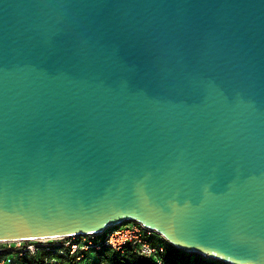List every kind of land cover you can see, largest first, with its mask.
Masks as SVG:
<instances>
[{
	"label": "water",
	"instance_id": "1",
	"mask_svg": "<svg viewBox=\"0 0 264 264\" xmlns=\"http://www.w3.org/2000/svg\"><path fill=\"white\" fill-rule=\"evenodd\" d=\"M132 220L264 264V0H0V241Z\"/></svg>",
	"mask_w": 264,
	"mask_h": 264
},
{
	"label": "built area",
	"instance_id": "2",
	"mask_svg": "<svg viewBox=\"0 0 264 264\" xmlns=\"http://www.w3.org/2000/svg\"><path fill=\"white\" fill-rule=\"evenodd\" d=\"M156 237L173 245L157 230L137 220L108 227L100 233L0 241V264H17L20 258L38 254L43 255V264H65L70 260L86 264L84 261L89 254L109 250L116 256L123 257L130 249L162 264L161 256L166 252V245L152 241Z\"/></svg>",
	"mask_w": 264,
	"mask_h": 264
},
{
	"label": "trees",
	"instance_id": "3",
	"mask_svg": "<svg viewBox=\"0 0 264 264\" xmlns=\"http://www.w3.org/2000/svg\"><path fill=\"white\" fill-rule=\"evenodd\" d=\"M154 242H161L166 245V252L161 256L162 264H221L210 258L202 256L197 253H189L181 250L164 239L159 237L152 238ZM43 264V255H33L20 258L17 264ZM86 264H106L113 262L115 264H159L154 258H145L138 255L132 249L128 250L125 256L119 257L109 250L96 252L86 256ZM65 264H77L74 260L66 261Z\"/></svg>",
	"mask_w": 264,
	"mask_h": 264
},
{
	"label": "rangeland",
	"instance_id": "4",
	"mask_svg": "<svg viewBox=\"0 0 264 264\" xmlns=\"http://www.w3.org/2000/svg\"><path fill=\"white\" fill-rule=\"evenodd\" d=\"M208 258V257H207ZM218 263H221V264H231V263H228V262H225V261H222V260H219V259H215V258H210ZM30 264H33V262H31Z\"/></svg>",
	"mask_w": 264,
	"mask_h": 264
}]
</instances>
